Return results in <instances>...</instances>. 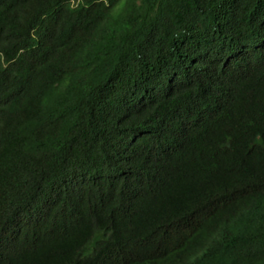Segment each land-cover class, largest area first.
Returning <instances> with one entry per match:
<instances>
[{
	"label": "trees",
	"instance_id": "trees-1",
	"mask_svg": "<svg viewBox=\"0 0 264 264\" xmlns=\"http://www.w3.org/2000/svg\"><path fill=\"white\" fill-rule=\"evenodd\" d=\"M0 264H264V0H0Z\"/></svg>",
	"mask_w": 264,
	"mask_h": 264
}]
</instances>
